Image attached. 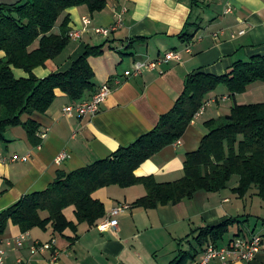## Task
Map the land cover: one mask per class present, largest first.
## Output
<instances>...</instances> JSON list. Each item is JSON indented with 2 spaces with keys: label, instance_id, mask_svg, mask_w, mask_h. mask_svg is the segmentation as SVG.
<instances>
[{
  "label": "crops",
  "instance_id": "crops-1",
  "mask_svg": "<svg viewBox=\"0 0 264 264\" xmlns=\"http://www.w3.org/2000/svg\"><path fill=\"white\" fill-rule=\"evenodd\" d=\"M18 1L0 0V4ZM65 16L69 17L68 32L81 30V36L70 38L57 57L33 72L43 77L63 71L87 45H101V54L88 57L94 72L93 88L84 99L75 101L57 90L46 112L22 114V122L31 119L39 125V143L35 145L22 125L6 128L4 139H0V211L26 194L45 189L59 172L69 173L106 158L150 131L159 117L174 106L188 75L196 72L222 75L236 59L264 55V0H205L204 5L193 10L190 0H107L101 11L93 13L85 5L67 8L58 18L54 33H59ZM84 16L90 19L87 25L82 21ZM120 19V26L107 36L94 31L95 27H109ZM187 20L192 22L194 35L186 41L178 34ZM168 52H177L180 57L166 58ZM12 71L17 77L28 75L19 68L13 67ZM105 83L111 90L95 114L63 113L65 105L89 99ZM221 86L206 94L203 111L195 115L180 142L166 145L143 161L135 170L137 176L151 175L157 182L180 179L185 155L198 148L208 132L207 121L228 114L234 102H264V82H254L234 96ZM61 153L64 158L57 161ZM15 154L28 159L9 160ZM235 185L236 182L219 191L198 190L190 198L157 203L150 208L132 205L146 194L143 184L101 187L92 195L102 201L105 213L93 225L82 222L76 232L67 228L59 234L53 232L50 224L45 229L36 227L22 232L9 222L0 235V246L6 249L7 264H17L18 257L31 264H167L180 249L194 246L189 238L192 239L190 234L195 228L238 217L241 221L238 226L245 237L262 236L254 264H264V213L256 232L257 223L252 226L247 223V208L242 204L246 197H238L232 191ZM120 205L128 207L118 214L117 226L100 230L98 224ZM63 212L68 220L76 222L72 205ZM238 226L231 228L230 235L219 246L234 238ZM23 233L26 234L23 247L6 244ZM35 240L52 242L53 248L31 252L29 244ZM201 256L202 252L193 260L188 258L186 264H200ZM208 264L222 263L216 257Z\"/></svg>",
  "mask_w": 264,
  "mask_h": 264
},
{
  "label": "trees",
  "instance_id": "trees-1",
  "mask_svg": "<svg viewBox=\"0 0 264 264\" xmlns=\"http://www.w3.org/2000/svg\"><path fill=\"white\" fill-rule=\"evenodd\" d=\"M107 0H20L0 4V139L7 127L22 125L29 140L39 143V125L34 120L22 122L24 113H44L59 90L72 100L85 98L93 88L94 72L88 57L102 53V46L87 45L84 52L63 71L38 77L33 70L57 57L67 46L69 17L60 24L59 33L52 30L60 15L69 7L85 5L90 13L101 11ZM192 10L205 0H190ZM187 20L179 38L189 40L194 35ZM28 75L17 77L12 68ZM254 82H264V55L236 59L222 75L196 72L186 77L184 88L174 106L159 117L157 124L132 144L117 148L110 156L72 170L59 172L45 189L24 195L10 207L0 211V235L9 222L22 232L33 228L45 229L48 224L54 233L61 234L86 222L93 225L105 213V207L92 193L101 187H128L143 184L146 194L136 199L134 207H154L157 203L178 202L190 198L198 190L219 191L229 186L238 197L250 190L264 201V102L231 106L230 112L206 122L208 132L198 148L184 158V174L175 181L157 182L151 175L137 176L135 170L163 147L180 139L204 104L206 94L223 85L231 96L246 91ZM74 207L76 222L68 220L63 210ZM246 220H243L244 222ZM238 217H230L215 225L195 228L190 236L195 246L180 249L167 264H186V260L203 252L208 245L223 243ZM239 226L233 236L246 235ZM230 242V241H229Z\"/></svg>",
  "mask_w": 264,
  "mask_h": 264
},
{
  "label": "built area",
  "instance_id": "built-area-1",
  "mask_svg": "<svg viewBox=\"0 0 264 264\" xmlns=\"http://www.w3.org/2000/svg\"><path fill=\"white\" fill-rule=\"evenodd\" d=\"M122 11H125L123 9ZM84 25L90 23V19L86 16L82 18ZM120 21H116L113 25L109 27H95L94 31L97 34H102L107 36L111 31L115 30L120 26ZM68 36L71 39H77L81 36V30H70L68 32ZM166 58L175 57L179 58V54L177 52H168L165 55ZM111 88L108 83L101 85L97 91L87 100H83L80 102H75L69 105H65L63 107V113L67 116H85L95 114L103 101H105L108 96ZM203 111V106L196 113L198 115ZM179 143L180 140L178 139ZM64 158V153H61L57 156V161L62 160ZM28 156H19L12 155L9 160H23L26 161ZM1 161V159H0ZM128 205H120L109 211L107 218L101 221L98 224V228L102 231L110 228L116 227L118 224L117 216L119 213L124 211ZM26 239V234H20L16 238L12 240H7L6 244L8 246H15L16 248H21L24 246ZM262 246V236L259 234H251L249 237L236 236L230 240L227 245L223 246H214L208 245L206 249L202 252V256L200 258V264H208V262L212 258H219L222 264H227L231 261H241L243 264H254L257 253L260 251ZM52 242H41L38 240L32 241L29 244V249L31 252L43 251L47 249H52ZM55 254V252H54ZM53 254V255H54ZM56 255V254H55ZM54 255V256H55ZM6 249L0 246V264H7L6 262ZM17 264H31L30 261H25L22 257H18L16 259Z\"/></svg>",
  "mask_w": 264,
  "mask_h": 264
},
{
  "label": "rangeland",
  "instance_id": "rangeland-1",
  "mask_svg": "<svg viewBox=\"0 0 264 264\" xmlns=\"http://www.w3.org/2000/svg\"><path fill=\"white\" fill-rule=\"evenodd\" d=\"M221 87H223V86H221ZM235 182H237V176L236 175H233L231 177L230 181H229V186L228 187H230ZM254 191H255V189H252V190L249 191L248 195L246 196V199L243 200V203L242 204H244L246 206V208H247L246 213H247V216L249 217L248 220H247V223L251 224V226L253 224L257 223L256 228H255V231L257 232L258 228L261 227V222L260 221H261V218H263L262 215L264 213V209H263L264 208L263 207L264 206V201L261 200L254 193ZM240 219L243 221L245 218H240ZM229 235L230 234H227L226 236H229ZM189 240H191L192 245L195 246L194 240L193 239H190V238H189ZM184 249H188V247L185 246Z\"/></svg>",
  "mask_w": 264,
  "mask_h": 264
}]
</instances>
